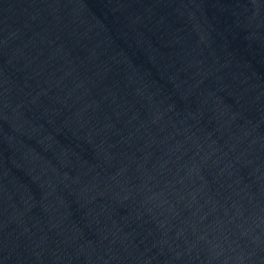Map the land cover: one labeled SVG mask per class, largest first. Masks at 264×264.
I'll return each instance as SVG.
<instances>
[{"label":"water","instance_id":"95a60500","mask_svg":"<svg viewBox=\"0 0 264 264\" xmlns=\"http://www.w3.org/2000/svg\"><path fill=\"white\" fill-rule=\"evenodd\" d=\"M0 264H264V0H0Z\"/></svg>","mask_w":264,"mask_h":264}]
</instances>
